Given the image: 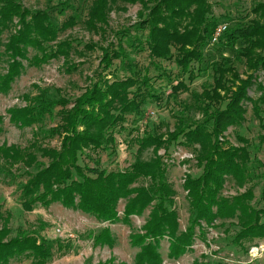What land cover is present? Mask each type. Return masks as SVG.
<instances>
[{
  "label": "trees",
  "instance_id": "1",
  "mask_svg": "<svg viewBox=\"0 0 264 264\" xmlns=\"http://www.w3.org/2000/svg\"><path fill=\"white\" fill-rule=\"evenodd\" d=\"M119 1L139 4L147 12L145 18L139 15V29L147 31L149 56L163 61L173 60L181 77L176 85H172V91L186 90V83L181 78L187 75L190 83L195 80L191 66L202 62V51L217 25L207 0ZM261 9L264 6L258 5L255 11ZM107 11V0H93L84 24L97 35L105 34ZM74 25L75 19L68 18L59 27L55 26L43 10H29L18 0H0V69L5 64L4 73L0 74V94H7L12 83L22 74L23 62L37 68L62 57L67 67L65 72L75 71L77 65L67 60L72 50L71 42L57 41L60 32ZM5 32L9 35L3 42L1 37ZM127 34L128 31L117 33L120 37ZM237 40L243 47L236 52V58H243L248 70H264V24L254 21L227 35L229 45H234ZM121 41L120 38L116 45L110 43L101 48V72L73 101L62 97L45 99L39 95L24 98V107L7 110L9 123L30 128L39 125L45 116L59 108V123L46 131L36 129L27 147L0 145V177L15 179V173L24 170L26 181L19 191L22 210L31 212L36 206L48 208L59 204L65 209L90 215L101 223L129 225L131 217L141 216L150 208L140 230L129 235L130 246L138 249L133 264H161L159 248L164 238L168 241L167 257L178 259L191 250L196 229L201 234L202 223L210 226L217 220H237L239 231L233 241L238 246L242 240L264 239V222H261L264 211L248 204L254 198L252 188L232 198L221 195L226 178L233 179L237 186L253 180L247 149L234 147L221 138L228 127L243 122L246 112L243 103L251 102L247 93L253 84V74L241 79L240 74L228 64V59L211 64L212 84L202 85L201 93L193 96L202 115L200 122L187 123L183 117H176L174 129L166 133V139L163 140V135L146 133L136 141L138 154L152 147L154 157L144 162L136 157L122 172L100 169L98 159L92 161L93 167L79 164L86 151L111 150L115 145L114 130L122 128L126 116L137 114L147 99L159 98L151 90L150 78L146 75L139 78L133 73L129 77L109 80L107 76L111 74L102 73L109 71L115 60L122 62L126 58ZM30 50L32 57H28ZM256 50L261 51L259 55ZM127 67L131 69L130 65ZM167 80L172 84L170 76ZM260 104H264V95L252 107L256 117L260 115ZM259 123H262L260 118ZM2 124L3 116L0 115V134ZM41 134L45 138L56 137L59 147L43 146L39 142ZM236 139L246 145L241 137ZM261 141L264 142V135ZM176 142L189 148L198 146L193 153L201 169L197 177L187 175L184 178L189 218L181 232L174 205L176 193L167 179L164 158L156 156L157 150H166ZM37 155L47 163L39 161ZM140 180L146 184L137 185ZM121 200L125 203L119 218L117 206ZM10 219V214L4 215L0 209V264H8L10 260L23 256L30 257L31 264H47L54 250L65 249L59 242L40 235L45 227L42 222L34 230H19L11 236ZM91 238L94 246L112 247L114 244L108 227L91 234ZM84 264L91 263L86 261ZM97 264L115 263L110 259Z\"/></svg>",
  "mask_w": 264,
  "mask_h": 264
},
{
  "label": "rangeland",
  "instance_id": "2",
  "mask_svg": "<svg viewBox=\"0 0 264 264\" xmlns=\"http://www.w3.org/2000/svg\"><path fill=\"white\" fill-rule=\"evenodd\" d=\"M18 1L29 10L47 12L51 22L58 27L68 18L75 19L76 25L60 32L57 41L71 42L72 50L67 60L70 64L77 65V68L71 73H66L67 67L62 57L37 68L29 67L26 62H23L22 74L12 83L7 94H0V115L3 116L0 145L25 148L32 142L36 129L46 131L56 126L59 123L57 115L59 108H55L50 116H45L39 125L30 128H20L9 123L6 113L8 109L24 107L26 97L34 98L41 95L45 99L62 97L70 102L73 101L97 79L98 73L101 72L99 67L101 48H106L110 43L116 45L121 38L126 58L122 62L115 60L109 71L102 73L111 74L107 76L109 80L129 77L133 73L139 78L146 75L150 78L151 90L159 98L158 100L147 99L137 114L126 116L122 128L114 130L115 145L111 150L96 153L86 151L80 157L79 164L93 167L92 161L98 159L100 169L107 172L125 171L136 157L143 162L154 157L155 151L152 147L138 154L136 141L144 137L146 133L163 135L164 140L166 133L173 131L176 117H183L187 123L202 120L193 96L201 93L202 85L212 84L211 64L225 58L228 59V64L240 74L241 79L253 74V84L247 93L251 102L243 103L246 111L243 122L238 126L228 127L221 137L234 147L247 149L250 157L248 167L253 180L237 186L233 179L226 178L221 195L232 198L252 188L254 198L248 204L256 210L264 211V142L261 141L264 135V104H260V115H258L262 120L261 124L259 118L252 112L253 105L264 95V70H248L245 60L236 58V52L243 47L241 41L237 40L234 45H229L227 42V35L239 27H246L254 21L264 24V16H262L264 9L255 11L258 5L264 6V0H207L211 15L216 20L215 28L224 26L225 30H221L216 42L210 43L208 40L202 51V62L192 64L191 71L196 76L195 80L190 83L188 76H183L181 79L186 83L187 89H179L176 92L172 91V85H176L181 76L173 60L163 61L149 56L146 45L147 31L139 29V15L142 14V18L147 15L141 5L107 0V24L103 28L105 34L97 35L84 24L93 0ZM121 31H128L127 36L117 35ZM213 32L215 33L214 30ZM8 35V32L2 35L3 42ZM260 52L256 50V54L259 55ZM32 55L33 52L30 50L28 57ZM128 65L131 66L130 70ZM4 69L3 63L0 74L4 73ZM168 76L172 79V84L168 82ZM168 90L170 93L167 95ZM237 136L246 141L245 146L237 141ZM39 138V142L45 147H59V140L56 137L45 138L44 134H41ZM194 149L197 150L198 146L189 148L176 142L166 150L161 148L156 151V156L164 158L167 179L176 193L174 205L178 214L180 232L186 228L189 218V207L183 188L184 178L187 175L197 177L201 172L194 160ZM37 156L39 161L47 163L46 159ZM23 171V169L18 170L15 173V179L4 175L0 177V209L4 215L10 214L11 236H15L19 230H34L42 222L45 227L40 231V235L47 240L59 242L65 247L61 251L54 250L47 264H84L86 261L97 264L110 259H113L115 264L134 263V256L138 249L130 246L129 235L140 230L148 217L150 208H147L141 216L131 217L129 225L101 223L90 215L65 209L59 204H52L48 208L36 206L31 212H25L19 200L20 188L26 181ZM139 184H146V182L140 180L137 185ZM124 203L125 201L121 200L117 206L119 218L122 217ZM261 222H264V215ZM237 223L236 219L217 220L210 226L202 223L201 234L198 229L195 231L191 250L175 260L167 257L168 241L166 238L162 239L159 248L161 264H264V239L242 240L241 245L238 246L233 241L239 231ZM104 227L109 228L114 239L112 247L94 246L92 242L91 234H96ZM31 262L30 257L23 256L10 260L8 264H31Z\"/></svg>",
  "mask_w": 264,
  "mask_h": 264
},
{
  "label": "built area",
  "instance_id": "3",
  "mask_svg": "<svg viewBox=\"0 0 264 264\" xmlns=\"http://www.w3.org/2000/svg\"><path fill=\"white\" fill-rule=\"evenodd\" d=\"M221 30H225V27L224 26H219V27H216L214 29L215 33L213 32L212 36L210 37V39H209L210 43H214V42H216L219 39V33L221 32ZM169 93H170V91L168 90L167 91V95Z\"/></svg>",
  "mask_w": 264,
  "mask_h": 264
}]
</instances>
